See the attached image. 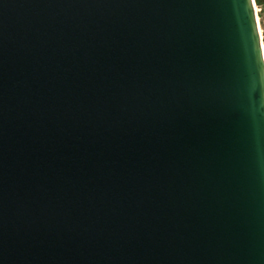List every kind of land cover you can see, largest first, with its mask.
Masks as SVG:
<instances>
[{
    "label": "water",
    "instance_id": "obj_1",
    "mask_svg": "<svg viewBox=\"0 0 264 264\" xmlns=\"http://www.w3.org/2000/svg\"><path fill=\"white\" fill-rule=\"evenodd\" d=\"M0 264H264L257 0H0Z\"/></svg>",
    "mask_w": 264,
    "mask_h": 264
},
{
    "label": "rangeland",
    "instance_id": "obj_2",
    "mask_svg": "<svg viewBox=\"0 0 264 264\" xmlns=\"http://www.w3.org/2000/svg\"><path fill=\"white\" fill-rule=\"evenodd\" d=\"M258 9H259L261 28H262L263 34H264V3L258 4Z\"/></svg>",
    "mask_w": 264,
    "mask_h": 264
},
{
    "label": "trees",
    "instance_id": "obj_3",
    "mask_svg": "<svg viewBox=\"0 0 264 264\" xmlns=\"http://www.w3.org/2000/svg\"><path fill=\"white\" fill-rule=\"evenodd\" d=\"M257 3L258 4H263L264 3V0H257Z\"/></svg>",
    "mask_w": 264,
    "mask_h": 264
}]
</instances>
